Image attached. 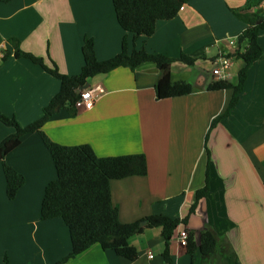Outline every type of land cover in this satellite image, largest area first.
<instances>
[{
  "label": "crops",
  "instance_id": "1",
  "mask_svg": "<svg viewBox=\"0 0 264 264\" xmlns=\"http://www.w3.org/2000/svg\"><path fill=\"white\" fill-rule=\"evenodd\" d=\"M251 1L188 0L176 16L158 20L151 36L135 41L137 49L144 47L149 53L195 58L193 66L175 60L170 72L171 81L192 84L191 94L157 100L154 84L159 71L154 64L144 63L134 71L118 67L88 80L98 93L91 109H79L74 117L61 110L45 123L46 135L61 145L88 144L101 157L145 154V176L110 183L120 222L153 214L180 219L188 215L204 184L205 136L232 96L231 90H206L211 62L246 48L247 43L244 48L237 44L246 24L230 9ZM86 37L94 40L100 61L118 54L123 39L128 52L134 47L132 34L117 22L112 0H0V112L26 126L41 117L60 88L59 80L42 66L13 53L4 57V51L12 50L10 39L43 58L48 67L54 63L60 73L76 75L84 63L81 47ZM258 42L264 53V31ZM13 132L0 122V142ZM207 147L209 192L175 230L170 240L172 263L190 264L191 256L178 241V231L184 228L193 230L196 241L206 229L216 232L220 246L236 255L232 264H264V56L248 68L236 107L210 130ZM3 162L25 177L13 200L6 195ZM3 162L0 264L56 263L70 252L71 239L61 218H40L45 186L56 178L41 137L24 135ZM128 242L137 250L134 260L93 244L64 264H165L160 227L145 228ZM217 256L205 264H230L222 253ZM193 258L194 264H203L198 250Z\"/></svg>",
  "mask_w": 264,
  "mask_h": 264
},
{
  "label": "trees",
  "instance_id": "2",
  "mask_svg": "<svg viewBox=\"0 0 264 264\" xmlns=\"http://www.w3.org/2000/svg\"><path fill=\"white\" fill-rule=\"evenodd\" d=\"M263 0H253L242 7L231 8L236 19L243 21L246 26L237 36L240 46L246 42V48H237L228 54L242 62L237 73L236 82L216 80L211 76L206 84L207 91L231 90L232 96L225 111L212 121L205 136L206 167L204 184L195 193V202L190 206L189 213L195 211L199 201L207 197L209 192V159L210 151L207 140L210 130L223 118L230 115L236 107L239 95L243 92L248 68L264 56L258 42V35L264 31ZM188 0H112L116 19L120 27L133 36V49L128 52L126 41L123 39L121 51L106 60H98L95 53L94 40L86 37L81 47L83 65L76 75H65L59 72L56 65H45L43 58L20 49L17 39H10L11 51H4L3 56L13 53L15 57H24L43 67L44 70L56 77L60 88L36 121L21 126L14 117H8L0 112V122L13 128L14 132L0 142V162L5 156L17 148L24 135L37 133L47 148L56 170V178L45 186L40 208L42 220L61 218L69 230L71 239L70 252L54 264H64L93 244H99L104 251L111 250L117 256L127 260L137 258V250L128 240L132 235L140 234L145 228L160 227L164 240L161 254L165 264H173L170 255V240L186 217L171 218L163 214H153L131 223H122L118 218V209L111 199L110 183L132 176L147 174L145 154L135 153L117 156H98L88 144L66 146L52 141L43 130L46 122L61 110H66L69 116L78 113L75 106L80 97L78 88L99 74H106L118 67L134 71L144 63H152L159 71L154 84L157 100L187 96L193 91V86L187 81H171V65L175 60L187 66H193L197 60L182 53L177 59L165 54L149 53L144 47L139 49L135 41L139 37L151 36L158 20L171 19L179 12ZM3 174L6 183L7 198L13 200L18 190L25 183V177L16 169L3 162ZM186 252L191 256L190 264H194L193 253H200L201 263L212 261L218 252L232 264L236 261L234 253L228 254L219 244L216 232L211 229L202 231L198 241L194 238L193 230L187 231ZM227 253V254H226ZM8 264V263H7Z\"/></svg>",
  "mask_w": 264,
  "mask_h": 264
},
{
  "label": "built area",
  "instance_id": "3",
  "mask_svg": "<svg viewBox=\"0 0 264 264\" xmlns=\"http://www.w3.org/2000/svg\"><path fill=\"white\" fill-rule=\"evenodd\" d=\"M264 7V0L262 1ZM229 44H234V41H230ZM234 57L227 54H221L216 56L211 62L210 74L216 80L230 81L235 76V62ZM98 97V93L94 88L88 87L80 92V97L76 101V108L82 110L91 109ZM188 232L186 229L181 228L178 231V241L181 246L187 244ZM149 257H152L150 254Z\"/></svg>",
  "mask_w": 264,
  "mask_h": 264
},
{
  "label": "rangeland",
  "instance_id": "4",
  "mask_svg": "<svg viewBox=\"0 0 264 264\" xmlns=\"http://www.w3.org/2000/svg\"><path fill=\"white\" fill-rule=\"evenodd\" d=\"M245 45H246V42H243L242 43V48H244L245 47ZM235 59V58H234ZM234 62H235V76H234V78L232 79V81L233 82H236V79H237V73H238V71H239V68H240V64L242 63L240 60H237V59H235L234 60ZM241 62V63H240ZM211 75V74H210ZM95 77V76H94ZM208 77H209V80H208V78H207V80L208 81H210V79H211V76H209L208 75ZM93 78V77H92ZM97 81V79H94V80H92V83H95ZM218 257V256H217ZM189 264V263H188Z\"/></svg>",
  "mask_w": 264,
  "mask_h": 264
},
{
  "label": "water",
  "instance_id": "5",
  "mask_svg": "<svg viewBox=\"0 0 264 264\" xmlns=\"http://www.w3.org/2000/svg\"><path fill=\"white\" fill-rule=\"evenodd\" d=\"M89 87V82H86L84 85L80 86L77 90V92H81L82 90Z\"/></svg>",
  "mask_w": 264,
  "mask_h": 264
}]
</instances>
